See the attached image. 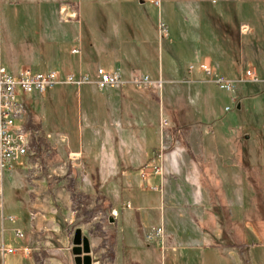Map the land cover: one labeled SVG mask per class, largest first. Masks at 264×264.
Wrapping results in <instances>:
<instances>
[{"label":"crops","instance_id":"0c3cea01","mask_svg":"<svg viewBox=\"0 0 264 264\" xmlns=\"http://www.w3.org/2000/svg\"><path fill=\"white\" fill-rule=\"evenodd\" d=\"M47 1L52 18L46 16L32 23L42 28L39 44L44 46L30 62L29 70L88 75L95 81L98 70L104 69L119 73L126 82L148 76L152 84L139 87L127 83L103 90L94 83L58 85L45 94L33 92L23 98L25 127L41 134L38 151L47 157L43 162H39L41 156L26 157L15 164L8 176L13 175L8 206L3 183L0 264H83L84 257L92 258L94 250L105 261L110 260L105 264H165L164 253L169 249L163 242L146 239L150 229L165 224L175 230L178 242L193 239L198 246L221 249L214 238L222 231L219 236L214 228L199 229L189 236L183 229L187 217L199 222L216 218L215 209L206 205L209 197L223 208L224 235L235 243L223 249L229 250L234 264H243L239 251L247 247L248 209L253 199L256 244L264 251V132L253 139L243 127L216 114L218 102L213 89L221 88L200 69L209 59L218 75L233 81L230 99L242 109L235 80L242 78V66L252 62L249 38L255 40L252 47L264 67V51L258 53L263 31L258 23L253 25L248 20L251 0H224V7L218 10L224 12L218 15L226 19H221L224 27H229L230 10L238 12L237 43L227 33L218 37L202 19L197 21L202 35L193 45L188 66L193 70L177 72L178 80H168L162 67L164 50L160 49L158 34L168 37V30L166 35L160 30L162 0ZM259 1L264 7V0ZM194 10L199 14L204 11L199 6ZM74 47L80 49L79 54L72 53ZM253 71L258 77V68ZM169 82L185 86L184 91L168 90ZM261 111L264 115V104ZM163 119L168 120V126H162ZM162 148L164 176L150 180L164 191L165 205L168 203L164 213L151 199L153 192L159 194L158 189L152 192L144 188L141 177L142 169ZM74 153H80V160L63 169L62 164ZM251 171L255 193L249 198ZM216 185L223 187L224 205L215 199ZM82 199L101 204L99 214L109 217L108 227H88L83 221L72 227L76 218L86 217L82 204L79 210L74 209V202ZM58 220L68 224L61 225ZM15 230L22 231L23 238L16 237ZM85 241L89 242L88 254L84 252ZM11 249L15 251L8 252ZM135 249H143V262L132 260L130 252ZM151 252L156 259L149 257Z\"/></svg>","mask_w":264,"mask_h":264},{"label":"rangeland","instance_id":"374dc122","mask_svg":"<svg viewBox=\"0 0 264 264\" xmlns=\"http://www.w3.org/2000/svg\"><path fill=\"white\" fill-rule=\"evenodd\" d=\"M223 1L224 0H162V8L160 12L158 10V17H160L162 23L166 25L168 37L162 38L159 33L158 38L160 40V49L164 50L162 67H164L166 78L168 80H178L180 75L178 76L177 72L187 70L194 53V42L202 35L199 34L200 29H197L196 27L198 24L197 21L200 19H202L203 23H208L218 37L222 38L223 35L227 33L231 35V39H234L236 43L239 41L236 40L238 37L236 35V27L239 21L238 12L230 10L232 12V18L230 20L229 27H224V23L221 21L222 18L218 16L223 15L224 13L223 11H218L220 8L224 7ZM253 5H255L258 12H250V15L253 17L255 14L258 15V17L256 15L257 19L254 18V21L260 25L259 28L263 31V33L260 34V38H258L260 42H263L258 45L259 53L260 50L264 51V14L261 11L263 5L259 0H251L249 2V8H252ZM197 6L202 8L204 11L200 12V14L199 12H196L194 9ZM235 7L237 6L234 5V8ZM50 8L51 6L47 0H13L12 2L3 0L0 4V43L2 62L10 73L16 75L25 69H30V67H28L30 62H32V60L37 56L38 50L44 46L43 44H39L43 38V36L40 35V30L42 28L36 27L32 23L40 18H46V16L47 18H52ZM254 41L255 40H251L250 38L248 39V56L252 62H248V64L246 62L245 65L242 66V78L240 80H235L236 89L239 93H241L240 99L242 102V109L239 110L238 106L232 102L230 99V92L225 90L223 91L218 87L213 89L218 102L214 107L216 114L222 115V117H224L227 121L243 127V131H247V135H251L253 139H255L258 134L264 132V115L261 111L262 104H264V75L261 73L263 65L259 61L261 56L257 55L255 47H252ZM261 54H264V52ZM254 67L258 68L257 74L260 82L257 83L250 82L246 75L247 69L253 71ZM32 70L33 73L44 71L42 69L35 68ZM166 87L168 90L171 88H178L181 90L182 88H185V86L180 85L179 83L172 84L170 82L166 85ZM253 89L254 92H251ZM254 95L256 97H254ZM46 157V154H43L39 162L46 160ZM163 162L165 167V158ZM71 165L72 164L69 163V160L67 159L61 167L66 170L70 168ZM58 174H61V172H58ZM253 176L254 172L251 171L248 173L247 191L249 198L250 195L255 193L254 186L251 181V177ZM12 181L13 175L11 177L6 176L4 179V199L7 206L9 205L12 195ZM143 187L151 188L152 192L153 190H156L155 188H158L156 191H159V194L153 192L151 199L156 201V204L161 207V211L164 213V209L165 207L167 209L168 203L165 205V200L163 199L164 191L160 188L159 183L157 185L154 181L149 180L143 182ZM214 189L216 194L215 199L220 201V204L224 205L223 187L216 185ZM159 196H161V198ZM80 204L83 205L82 209L85 210L84 212H86V217L82 220L76 218L73 221L72 227L78 225L81 221L87 224L88 227L93 226V228L109 226V217L105 213L99 214L101 211V204L91 203L88 199H85V201L82 199V201L78 203L74 202V209L77 210ZM218 204L219 202H216L215 204L211 202L210 197L209 201L206 202V205L210 207L209 210L215 209V213H217L220 209ZM195 213L198 214L197 212ZM255 218L256 212L253 199L249 202L248 209L247 237L249 244L252 241H257L254 232L255 226L252 223H255ZM197 221L191 217H187V219H185L183 229L186 233H188L187 235L193 236L192 232H199V229L204 231L214 228L216 234L220 236L223 227H221L222 225L217 222L216 218H214L213 221L210 220L209 222L204 220L201 222H199L200 220ZM58 222H60L61 225L68 224L64 220H58ZM160 228L162 229V235L159 237L157 236L153 242H163V246L169 249L166 253H164L166 258L165 264H176V261H178V264H234L228 256L229 250L223 248L219 249L215 246H209L206 244H204V246H198L200 244L195 242V240L193 241V239H190L191 241L188 243L178 242L175 230L171 229V226L165 224ZM156 230H158V228L155 230L150 229L147 235H155ZM89 237L90 239H93L95 237L94 232H91ZM251 252L254 253L252 254L255 259L254 262L262 264L263 253L261 252V247H257V245H255ZM233 254L235 253L233 252ZM148 255L151 259H156V254L151 252ZM130 256L133 261L143 262L145 260V253L143 249H135L131 251ZM109 262L110 260L105 261L102 256H99V254L96 255V250H94V254L92 256L93 264H105Z\"/></svg>","mask_w":264,"mask_h":264},{"label":"built area","instance_id":"2783aa9c","mask_svg":"<svg viewBox=\"0 0 264 264\" xmlns=\"http://www.w3.org/2000/svg\"><path fill=\"white\" fill-rule=\"evenodd\" d=\"M158 5V2H155ZM160 30L166 35L167 28L161 23ZM73 54H79L80 49L74 47ZM201 71L205 76L221 89L226 91L234 90V82L218 75L213 68L212 62L205 59L200 65ZM189 71L193 67L188 68ZM98 78L92 81L88 75L68 74L62 76L58 72L33 73L29 69L21 71L19 74L10 73L2 62V51L0 43V209H3V183L6 176H9L15 164H20L24 158H40L39 147L41 134L27 129L24 124L25 108L23 98L33 92L45 94L49 89L58 85L82 86L94 83L100 90L108 87L126 85L127 83L138 85H151L148 76L136 77L130 82L121 78L119 73H109L104 69L98 70ZM248 80L258 82L259 78L254 71H247ZM168 120L163 119L162 126H168ZM164 148L159 150L149 164L141 171V177L148 181L153 177L162 178L164 176L163 166ZM81 158L80 153L69 154L68 160L71 164L76 163ZM158 189V188H155ZM128 208L130 206L128 205ZM13 219V218H11ZM18 238H23L24 234L20 230H15ZM156 235V236H155ZM155 235H147V240L153 242L154 239L162 235V229L158 228ZM11 249L8 252L12 253Z\"/></svg>","mask_w":264,"mask_h":264},{"label":"trees","instance_id":"16d2710c","mask_svg":"<svg viewBox=\"0 0 264 264\" xmlns=\"http://www.w3.org/2000/svg\"><path fill=\"white\" fill-rule=\"evenodd\" d=\"M250 7H252V6H250ZM254 7H255V5H253V7L249 8V10H248V12H249L248 20L253 25H255L257 23L256 21H254L255 19H257L256 18L257 14H255V16L253 17L252 15H250V12H255V13L258 12L256 7L255 8ZM261 11L264 14V7L261 8ZM257 17H258V15H257ZM258 21H259V19H258ZM219 208L220 209L216 213V219H217V222H219L222 225L221 227H223L224 226L223 208L222 207H219ZM233 223H234V220H233ZM252 223L254 224V222H252ZM214 242L220 248H228V247H234L235 246V243L233 242V238H231L230 236L224 235L223 228H222L221 236L219 238H214ZM255 245H257L256 242L252 241L250 244L247 243V247L245 250L239 251V253L242 256V260H243L244 264H257L258 263V262L257 263L254 262L255 259L252 256V254H254V253L251 252V250L255 247ZM261 252L264 255V251L261 250Z\"/></svg>","mask_w":264,"mask_h":264},{"label":"water","instance_id":"95a60500","mask_svg":"<svg viewBox=\"0 0 264 264\" xmlns=\"http://www.w3.org/2000/svg\"><path fill=\"white\" fill-rule=\"evenodd\" d=\"M110 222L113 223L114 222V219L111 218L110 219ZM76 244H79V242H77ZM84 252L86 254H88L90 252L89 242L88 241H85L84 242ZM77 253L79 254L81 252L78 251ZM83 264H92V258L89 255L85 256L84 259H83Z\"/></svg>","mask_w":264,"mask_h":264}]
</instances>
